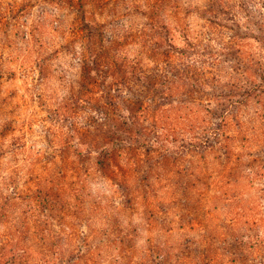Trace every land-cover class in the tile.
Returning a JSON list of instances; mask_svg holds the SVG:
<instances>
[{
    "label": "rangeland",
    "instance_id": "374dc122",
    "mask_svg": "<svg viewBox=\"0 0 264 264\" xmlns=\"http://www.w3.org/2000/svg\"><path fill=\"white\" fill-rule=\"evenodd\" d=\"M0 264H264V0H0Z\"/></svg>",
    "mask_w": 264,
    "mask_h": 264
}]
</instances>
